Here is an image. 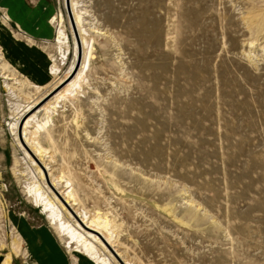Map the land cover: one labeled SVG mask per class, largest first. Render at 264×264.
Instances as JSON below:
<instances>
[{"label":"rangeland","instance_id":"374dc122","mask_svg":"<svg viewBox=\"0 0 264 264\" xmlns=\"http://www.w3.org/2000/svg\"><path fill=\"white\" fill-rule=\"evenodd\" d=\"M73 2L79 30L66 0H11L0 16L20 14L28 26L18 32L25 34L26 80L34 62V82L57 83L72 71L76 45L73 77L86 58L66 117L55 114L50 128L58 138L44 161L55 176L74 180L78 209L109 219L116 242L85 230L102 259L91 261L27 196L32 182L47 188L19 142L0 74V264L8 254L9 264H264V0ZM181 10L189 16L168 17ZM61 14L62 26L48 22ZM11 32L7 58L15 59ZM26 33L36 37V57ZM144 129L153 131L146 149L120 161L118 130Z\"/></svg>","mask_w":264,"mask_h":264},{"label":"bare ground","instance_id":"6f19581e","mask_svg":"<svg viewBox=\"0 0 264 264\" xmlns=\"http://www.w3.org/2000/svg\"><path fill=\"white\" fill-rule=\"evenodd\" d=\"M191 1L194 4L196 2V0H191ZM191 1L189 0V3H191ZM5 2H6V4H5ZM10 2H11V0H4L3 5H0V11H1L2 6L10 5ZM71 2H72V5H71ZM75 3L73 2V0H70V5L73 9L74 16L76 19V23L78 24V30H79L81 28H80V25H79L80 23L78 22V20L81 17L79 18V16L76 14V12L78 13L79 10L76 11L74 9V7L77 6V5H74ZM64 4H65V2H64ZM81 10H83V9L81 8ZM81 10H80V16L82 15L81 13H83V11H81ZM19 13H20V11H19ZM167 14H168V17H170V16H173L176 18L178 17L179 20H181V18L183 19V18L189 16V13L186 12L185 10L173 12L172 15H170L169 12H167ZM83 15H84V13H83ZM32 19H33V23L37 24V22H38L37 17L34 16V18H32ZM49 19L50 20L48 22H51V23L57 22L58 24H61V26H62V21H63L64 17H63V14H61L60 20H58V18H56L54 16H50ZM21 21H22V17L20 14L15 15V16H11L10 13H8L6 11L5 15L0 16V74H1L2 78L4 79V83H5L4 87L8 91L10 97L12 98V100H10V101L13 102L12 103L13 105H11L9 108H11L12 112H14L15 115H18L17 121L13 125L17 131V136L19 138V142H20L21 146L24 148V150L27 152V154L29 155L33 165L36 166V170L38 171L39 176L41 177L42 180H44L43 182H45L44 184L46 185V188H47L46 192H48V193L50 192L52 194L51 198L48 196H47V198H45L46 197L45 194H47V193L44 192V189L39 184V182H38V184H36V183L32 182L34 179L33 180L30 179L31 180L30 182H32V183L29 184L30 186H29V190L27 192V196H28V194L31 196L30 199H32V202H34V205L36 204V206L39 207L43 213H45L47 220L49 219L50 223L51 224L53 223L54 224L53 226L56 227L55 230H57V232L60 235L63 234L64 235L63 238L66 237L65 239H67L66 241L69 242L70 249L73 247H76L77 253H79L83 256L86 255L87 257L90 258L91 261L97 260V262H99L100 257L97 258L98 253L96 251H94L95 250V246H94L95 240L92 242V240L89 239L91 237L88 238V236L85 234L86 233L85 230H87V233L89 236L92 235L93 238H95L96 240H100L98 238L100 237V234H101L111 245L115 240H112V234H114V232H112V233L110 232L111 231V223H110L109 219L104 220V219H101L100 216L99 217L90 216V214L86 210L78 209L76 205H77V202L79 204V191L77 190L78 187L74 183V180L72 178H69V177L64 176V175L58 174V176L57 175L55 176L54 174H52L50 172V170H52V169H50V166H49L50 163L48 164L46 161H44V158H46V157H49V159H50V156H47L50 153L48 145L49 146L50 145L56 146V139L58 138V137L56 138L54 136L55 133L53 134V130L50 128L51 126L55 125V123H54L55 114L57 115L60 110L63 111V115H61V116H65L67 114V106L69 103L73 102L72 95L75 94V92H77L76 91L77 90V88H76L77 83L80 82L79 80L82 79L83 72L86 70V67H87L86 66L87 65L86 58L85 57L82 58L83 60L81 62L79 71L76 74V77H73V74L76 73L78 66H79V64H77V59H78L79 53H78V50H77L78 48L76 45V49H75L76 50V58L73 61L74 63L72 64L73 65L72 71L76 66H77V68L74 70L73 73H72V71L70 73H67V75L64 78L60 79L57 83H55L52 86H45L46 83H44L41 86L32 80L35 77L38 78V75H36L37 70H38V63L33 62L31 81L26 80L25 71H24V64H23V62H24L23 55H24V50L26 47V45H24V40H23V37L25 34L24 33H18V32H20V31L26 32L27 31L26 27H28V26L25 27L23 23L21 24ZM79 21H81V20H79ZM14 25L16 26V29L12 28ZM81 25L84 26L85 24H83V22H82ZM9 31L13 32V33L11 32V36H13L12 38L14 39L15 50H12V52L16 53L15 59L13 57L7 58L8 48L6 47L5 42L9 38V36H7V33H9ZM58 34L60 35L58 38H61L62 35H65L63 32V27H61L59 29ZM24 39L32 47V53H33L34 57H36V55H38L37 52L39 51V49L36 45V37L34 36L33 33H26V38H24ZM60 41H61V43H63L61 39H60ZM82 44L84 45L83 41H82ZM79 46H80V44H79ZM20 77L24 78V79H20ZM72 77H73V79H72ZM67 82H69V84H66ZM78 86H79V84H78ZM80 88H83L81 84H80ZM33 97H34V100L32 102H30L29 99H32ZM47 99H49V100L42 107H40V104H42ZM59 100L61 102V106H58V107H60V108H58L56 106H53V107L51 106V104L54 101L59 102ZM39 107L41 108V110H39L37 113H34L24 123V121L28 117V115L30 113L34 112ZM23 123H24V125H23ZM29 128L33 129V131H30ZM58 128H60V126ZM151 132H153V131L150 129H144L143 131L139 130L136 133H125L124 131L118 130V138H119V140H118V158L120 159V161H121V158H124V160L126 161L125 157H130V156L132 157V155L134 153L133 150H135V149H139V150H140V148L146 149V147L148 146L146 143L147 142L146 139H147L148 134H150ZM70 134H71V132H70ZM58 136H59V134H58ZM73 136L75 137V134ZM69 137H70V135H68V138ZM69 140H71V139H69ZM124 145L130 149L124 150L125 149ZM72 147H74V146H72ZM121 147L124 149H121ZM70 150H72V149H70ZM60 159H61V161L64 160V158H60ZM72 160H74V159H72ZM130 160H133V158ZM127 162H128V160H127ZM131 164H133V163H131ZM143 164H145V162H143ZM147 168H149V167H147ZM153 168H155V167L153 166ZM136 169H138V168H136ZM142 169H144V168H142ZM149 169H151V168H149ZM79 170H81V169H79ZM46 171H48V174L46 173ZM145 171H143V172H145ZM152 171H151V173H153ZM62 172L63 171H61V173ZM81 172H83V170ZM114 173H112V174H114ZM48 177H49V181L51 182V185L48 182H46ZM119 178H121V177H119ZM79 179L80 178H78V181L80 184L81 179L80 180ZM35 182H37V181H35ZM80 185H83V183L81 182ZM112 185H113V188L118 191V195H121V196L127 195V192L124 190V188L119 183H118V185L117 184H112ZM26 186H28V185H26ZM81 188H83V187H81ZM81 191H82V189H81ZM156 204L157 203L155 202V205ZM56 206H59V208L62 211L63 210L67 211L68 214L70 215V217L73 219V221L78 225L79 229L76 228L72 224V221L67 220L64 217V215H62V212L60 210H58V208H56ZM70 208L74 212H72V210ZM162 209L165 211V208H162ZM80 229H83V230L80 231ZM106 232L107 233L109 232V234H106ZM96 236H98V237H96ZM116 238H117V236L114 237L113 239H116ZM101 244H102V241H101ZM98 245H99V242H98ZM98 245H96V246H98ZM103 245H102V248H104ZM112 245L114 246V244H112ZM96 250H97V247H96ZM116 251L121 256L119 250H116ZM105 255L106 254L104 252V257H105ZM10 259H11V255L8 254L6 256V263L9 264ZM101 260H100V262H101ZM106 260H107V257H106L105 261ZM125 262L127 264H132L130 261H127V260H125ZM104 263H102V264H104Z\"/></svg>","mask_w":264,"mask_h":264},{"label":"water","instance_id":"95a60500","mask_svg":"<svg viewBox=\"0 0 264 264\" xmlns=\"http://www.w3.org/2000/svg\"><path fill=\"white\" fill-rule=\"evenodd\" d=\"M66 3L69 6L70 5V0H66Z\"/></svg>","mask_w":264,"mask_h":264},{"label":"crops","instance_id":"0c3cea01","mask_svg":"<svg viewBox=\"0 0 264 264\" xmlns=\"http://www.w3.org/2000/svg\"><path fill=\"white\" fill-rule=\"evenodd\" d=\"M16 3H17V4H19V2H18V1H17Z\"/></svg>","mask_w":264,"mask_h":264}]
</instances>
